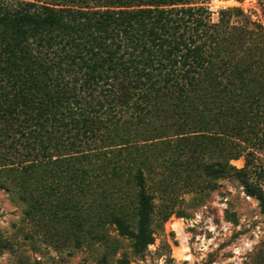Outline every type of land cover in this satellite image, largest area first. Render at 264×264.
<instances>
[{
	"label": "trees",
	"instance_id": "obj_1",
	"mask_svg": "<svg viewBox=\"0 0 264 264\" xmlns=\"http://www.w3.org/2000/svg\"><path fill=\"white\" fill-rule=\"evenodd\" d=\"M199 1L0 0V187L43 231L112 248V226L143 255L164 164L237 175L264 212V33Z\"/></svg>",
	"mask_w": 264,
	"mask_h": 264
},
{
	"label": "rangeland",
	"instance_id": "obj_2",
	"mask_svg": "<svg viewBox=\"0 0 264 264\" xmlns=\"http://www.w3.org/2000/svg\"><path fill=\"white\" fill-rule=\"evenodd\" d=\"M193 4L205 5L213 21L220 19L221 10H229L232 24L246 23L264 33V0ZM252 145L248 149L253 160L248 167L253 168L250 179L264 191V144ZM213 150L218 154V148ZM231 164L243 168L246 158L232 159ZM195 167L191 165L189 173L185 165L172 171L164 164L150 175L155 241L143 255L136 254L133 241L119 236L112 226V248L93 239L78 247L67 245L62 235L55 237V228L44 232L28 216L25 203L0 187V264H102L106 252L110 264L123 252L140 264H264V212L258 196L250 194L237 175L214 178ZM1 176L12 177L9 171H2ZM135 199V190H130L127 200ZM132 216L134 220V210Z\"/></svg>",
	"mask_w": 264,
	"mask_h": 264
}]
</instances>
